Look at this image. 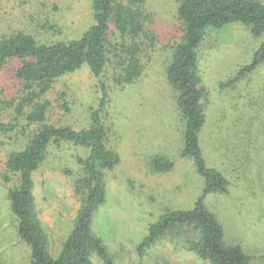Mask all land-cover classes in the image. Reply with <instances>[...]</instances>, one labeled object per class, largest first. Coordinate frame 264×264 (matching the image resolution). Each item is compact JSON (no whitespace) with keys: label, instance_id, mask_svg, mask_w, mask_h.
Here are the masks:
<instances>
[{"label":"rangeland","instance_id":"obj_1","mask_svg":"<svg viewBox=\"0 0 264 264\" xmlns=\"http://www.w3.org/2000/svg\"><path fill=\"white\" fill-rule=\"evenodd\" d=\"M177 2L146 0L159 41L150 51L139 79L115 85L109 65L103 76L107 86L101 113L105 142L119 154L120 161L105 170L106 197L93 214L92 230L107 247L112 264H209L182 248V241L161 239L142 253L138 251L150 223L167 209L190 207L203 188L193 161L180 154L182 122L175 92L166 77L167 56L180 38ZM93 22L91 0H0V36L22 31L39 42L70 40ZM263 40L264 36H253L246 25L238 22L207 28L196 62L207 94L205 146L212 149L208 153L219 155L229 148L239 157L241 153L249 155L247 161L229 156L227 175L231 184L227 192L208 193L204 199L223 224L226 240L239 243L252 254L253 264H264V64L233 86L225 82L241 65L250 62ZM16 65L14 61L0 73L3 96L17 94L20 85L12 79ZM100 95L101 88L84 63L56 79L47 93L49 122L75 129L88 127L90 112ZM12 118L11 109H0V122L8 123ZM14 123L15 129L0 133V171L6 154L26 140L27 135L21 132L25 121ZM247 141H251L249 147ZM87 154L85 147L70 141L52 143L46 159L32 174L36 213L53 257L59 254L71 231L80 205L74 182L82 172L79 158ZM158 154L173 160L171 170H152L150 161ZM243 169L246 172L241 175ZM11 184L0 177V264H29L28 245L16 233L6 198ZM92 259L95 264H103L96 255Z\"/></svg>","mask_w":264,"mask_h":264},{"label":"trees","instance_id":"obj_2","mask_svg":"<svg viewBox=\"0 0 264 264\" xmlns=\"http://www.w3.org/2000/svg\"><path fill=\"white\" fill-rule=\"evenodd\" d=\"M145 3L146 0H91L94 22L79 37L70 40L39 42L22 31L0 36V73L17 61L12 79L20 85L14 97L1 95L4 91L0 88V109H11L13 113L11 122H0V133L12 131L16 128L15 121L24 120L21 132L27 135L21 147L6 154L0 177L5 182H12L6 198L16 233L28 245L29 264H95L93 255L98 256L103 264H112L107 247L92 230L93 214L106 197L105 170L114 168L120 161L119 154L108 148L105 142L106 131L101 113L107 86L103 76L109 65L112 82L126 85L139 79L145 70L150 51L159 41L152 27V13L146 9ZM176 20L181 30L180 38L172 44L167 56L166 77L175 92L182 122L180 154L193 161L196 172L203 180V188L190 207L167 209L150 223L147 234L138 244V251L142 253L161 239H171L182 241V248L209 264H253L252 254L239 243L226 240L223 224L204 199L208 193L227 192L231 184L227 175L229 156L235 155L237 160L245 158L247 161L249 155L241 153L239 157L229 148L219 155L208 153L212 149L205 146L207 94L196 62L197 49L207 28L218 29L238 22L246 25L253 36H264V2L178 0ZM84 63L101 88L98 104L90 112L89 126L75 129L68 124L50 123L47 93L56 79L75 71ZM262 64L264 40L250 62L241 65L225 84L233 86ZM62 141L83 146L88 154L79 158L82 172L74 182V192L80 205L72 229L59 254L53 257L36 213L32 174L46 159L48 146ZM250 143L247 141L248 147ZM173 165V160L161 154L153 156L150 161L155 172H167ZM246 167L249 166L245 164L243 168L247 170ZM245 170L239 173L244 175ZM251 170L254 174L253 168Z\"/></svg>","mask_w":264,"mask_h":264}]
</instances>
